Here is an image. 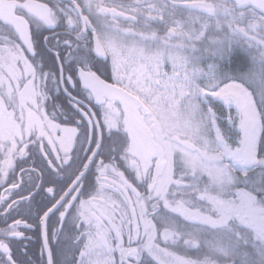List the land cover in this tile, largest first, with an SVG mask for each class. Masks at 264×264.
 <instances>
[{
  "label": "snow or ice",
  "instance_id": "obj_1",
  "mask_svg": "<svg viewBox=\"0 0 264 264\" xmlns=\"http://www.w3.org/2000/svg\"><path fill=\"white\" fill-rule=\"evenodd\" d=\"M0 264H264V0H0Z\"/></svg>",
  "mask_w": 264,
  "mask_h": 264
}]
</instances>
